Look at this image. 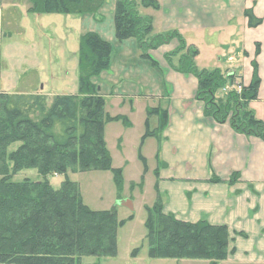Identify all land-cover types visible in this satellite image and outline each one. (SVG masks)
<instances>
[{
  "label": "trees",
  "instance_id": "obj_1",
  "mask_svg": "<svg viewBox=\"0 0 264 264\" xmlns=\"http://www.w3.org/2000/svg\"><path fill=\"white\" fill-rule=\"evenodd\" d=\"M104 3L105 0H31L29 12L95 18ZM141 4L144 8L160 9L156 0H142ZM245 16L251 28L263 22L250 10ZM152 32V19L138 13L134 0H116L115 35L119 42L135 39L143 57L157 65L149 52L176 39L178 50L165 59L175 72L198 80L196 100L204 104L205 117L220 125L229 124L237 134L264 142V123L250 109V103L258 99L261 84L256 62L252 82L245 87L233 74L226 77L220 70H199V50L188 46L178 32L157 36H152ZM178 53L184 54L174 65ZM112 56L111 43L95 32L86 33L79 41L77 95L49 99L37 94H0V264H82L83 257H117V233L126 222H119L116 208L106 212L90 210L84 205L79 185L67 177L70 171H112L121 200L122 173L112 169L104 130L107 123L114 121L130 123L125 117L105 114L106 100L94 83V79L110 70ZM230 87L228 94L218 97ZM147 115L159 117V128L151 131L147 125L144 139H160L159 134L168 126V110L149 109ZM11 147L14 150L7 153ZM25 170H37L41 180L14 182V176ZM55 175L65 176L59 190L48 180ZM239 177L232 175L230 184ZM220 182L217 178L211 180L213 184ZM146 211L150 259L220 264L236 253L231 248L235 240L227 226L179 220L164 213L160 197ZM234 235L246 238L245 234Z\"/></svg>",
  "mask_w": 264,
  "mask_h": 264
},
{
  "label": "crops",
  "instance_id": "obj_2",
  "mask_svg": "<svg viewBox=\"0 0 264 264\" xmlns=\"http://www.w3.org/2000/svg\"><path fill=\"white\" fill-rule=\"evenodd\" d=\"M157 2L159 10L143 7L145 13L155 15L145 16L152 19L153 33L157 23L161 27L159 34L178 32L187 45L199 50L196 59L199 70L231 73L248 87L253 79V63H257L261 84L258 99L250 103V109L264 123V0ZM30 9L31 4L21 10L15 0H0V14L17 10L23 18L34 16ZM248 10L263 21L259 27L249 26L245 16ZM19 29L25 32L22 27ZM101 37L112 44L113 56L115 51L120 52L116 65L112 56L111 82L138 90L132 91L135 99L126 98L131 103L128 113L135 111L137 101L145 105L141 151L147 174L151 173L149 160L153 161L155 177L154 203L145 207L152 208L160 197L164 213L173 214L179 220L227 226L234 237L231 248L236 253L220 264L230 261L264 264V142L237 134L229 124L220 125L205 117L204 104L196 100L198 80L175 72L165 59L174 51L176 42L150 51L149 55L157 63L153 65L143 57L135 39L119 42L115 30L114 35L101 34ZM33 38L36 37L33 35ZM177 61L174 59V65ZM27 69L38 72L37 67ZM94 83L98 85L95 79ZM226 91L218 97L225 96ZM22 93L45 95L32 91ZM156 108L168 110V126L159 134L160 139H144L147 125L151 131L159 128V117L147 115L149 109ZM234 174L240 175L239 180L230 184ZM213 178L221 182L213 184ZM234 234H245L246 238Z\"/></svg>",
  "mask_w": 264,
  "mask_h": 264
},
{
  "label": "rangeland",
  "instance_id": "obj_3",
  "mask_svg": "<svg viewBox=\"0 0 264 264\" xmlns=\"http://www.w3.org/2000/svg\"><path fill=\"white\" fill-rule=\"evenodd\" d=\"M15 1L20 5L21 10L31 4V0ZM134 1L141 16H155L153 13L144 12L142 0ZM115 6L116 0H105L100 15L95 18L92 15L57 14L23 18L16 14L17 10H5L1 13L0 94L15 95L32 91L44 93L49 99L55 96L77 95L80 37L89 32L106 36L114 35ZM157 19L158 17L156 21ZM20 27L25 32L18 30ZM160 29L157 23L156 32L155 34L152 32L151 35H161ZM33 35L36 38H33ZM172 42H176V47L171 52L174 53L180 45L176 39ZM113 45H116L118 50L121 49L118 43ZM117 53L120 52L115 51L114 64L118 62L115 61ZM184 53H178L177 60ZM30 66L37 67L38 72L28 71L27 68ZM229 74L231 73H225L224 76L227 77ZM109 76L111 72L108 71L95 79L99 87L101 86V94L106 100L105 114L111 118L125 117L130 124L126 125L122 121L107 123L104 139L112 159V169L120 170L122 173L121 194L123 195L120 199L133 200V210L118 204L115 174L112 171L68 172V179L79 185L85 206L95 212H106L116 208L119 222H126L117 233L116 258L83 257L82 264H209L206 260L150 259L145 223L148 218L146 208L151 207L155 199V177L152 174L153 161L149 160L151 173L147 174L148 169L141 158L143 139L140 138L143 135L145 105L144 102L137 101L135 111L132 114L128 113L131 103L126 98L135 99L132 91L138 90L131 89V86L127 88L124 84L117 85L116 82H111ZM231 89L228 88L225 94ZM14 148L8 149L7 153ZM25 179L36 182L41 180V177L37 170H25L14 176L13 181L19 183ZM48 180L55 190H59L65 181V176H49ZM143 189L144 191L141 192ZM131 216L133 219L130 220ZM223 264H232V262Z\"/></svg>",
  "mask_w": 264,
  "mask_h": 264
},
{
  "label": "water",
  "instance_id": "obj_4",
  "mask_svg": "<svg viewBox=\"0 0 264 264\" xmlns=\"http://www.w3.org/2000/svg\"><path fill=\"white\" fill-rule=\"evenodd\" d=\"M120 205L124 206L125 208L129 209V210H133V206H132V202L130 200H127L124 203H120Z\"/></svg>",
  "mask_w": 264,
  "mask_h": 264
}]
</instances>
